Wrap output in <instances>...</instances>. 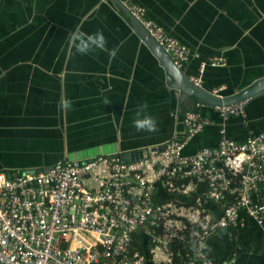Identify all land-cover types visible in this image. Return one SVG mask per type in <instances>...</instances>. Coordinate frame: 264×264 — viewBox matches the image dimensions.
Returning <instances> with one entry per match:
<instances>
[{
	"label": "crops",
	"instance_id": "obj_1",
	"mask_svg": "<svg viewBox=\"0 0 264 264\" xmlns=\"http://www.w3.org/2000/svg\"><path fill=\"white\" fill-rule=\"evenodd\" d=\"M120 2L144 6L149 18L198 52L182 69L189 78L200 75L206 89L231 95L264 77V0ZM77 27L102 30L116 56L68 47L67 35ZM214 57L224 63L211 64ZM62 98L71 100L69 109L59 107ZM194 99L211 123L188 140L185 154L216 145L223 127L237 141L264 129V92L247 101L243 115L227 119ZM144 102L158 121L153 132L132 124L137 104ZM185 103L159 56L112 0H0V170L40 171L64 156L140 158L184 136L183 114L190 105ZM154 194L157 200L173 197L160 184ZM206 207L220 213L214 201ZM208 246L217 263L264 264V226L246 218L239 228L218 230Z\"/></svg>",
	"mask_w": 264,
	"mask_h": 264
},
{
	"label": "built area",
	"instance_id": "obj_2",
	"mask_svg": "<svg viewBox=\"0 0 264 264\" xmlns=\"http://www.w3.org/2000/svg\"><path fill=\"white\" fill-rule=\"evenodd\" d=\"M123 5L177 67L199 55L144 6ZM190 80L201 85L198 74ZM249 99L215 109L223 119L243 115ZM209 123L186 110L184 136L140 158L64 156L40 171L0 170V264H231L215 262L208 240L246 218L264 226V129L237 141L223 127L216 145L185 154L188 140ZM158 184L173 197L157 200ZM208 201L219 204V214Z\"/></svg>",
	"mask_w": 264,
	"mask_h": 264
},
{
	"label": "water",
	"instance_id": "obj_3",
	"mask_svg": "<svg viewBox=\"0 0 264 264\" xmlns=\"http://www.w3.org/2000/svg\"><path fill=\"white\" fill-rule=\"evenodd\" d=\"M112 2L116 8L121 7L127 14H129V11L120 2V0H112ZM131 20L133 30L138 34L141 41L148 44L153 52H155L161 59V62L167 70L170 85L179 93L181 100H185L187 104L190 103V105L187 106L189 109L201 112V108L196 106L194 98L203 103L205 106L215 107L216 105L230 104L246 98H252L253 96L264 92V77L257 80L247 90L231 95H223L219 92L214 93L201 85H195L183 69L175 65L172 57L148 34L145 28L136 19L131 17ZM187 99L190 101L188 102ZM122 158L135 159L139 157H135L134 153H131L130 155L122 154Z\"/></svg>",
	"mask_w": 264,
	"mask_h": 264
},
{
	"label": "clouds",
	"instance_id": "obj_4",
	"mask_svg": "<svg viewBox=\"0 0 264 264\" xmlns=\"http://www.w3.org/2000/svg\"><path fill=\"white\" fill-rule=\"evenodd\" d=\"M66 44L68 47L75 49L77 53L85 54L96 50H107L109 57H115L117 48L107 47V38L102 30L95 32H86L77 27L75 31H70L66 38ZM107 104L109 101L104 100ZM71 100L68 98H62L60 100L59 107L62 110H67L71 107ZM132 124L137 131L153 132L158 127V121L155 115L149 109L147 102L137 104L134 112Z\"/></svg>",
	"mask_w": 264,
	"mask_h": 264
},
{
	"label": "trees",
	"instance_id": "obj_5",
	"mask_svg": "<svg viewBox=\"0 0 264 264\" xmlns=\"http://www.w3.org/2000/svg\"><path fill=\"white\" fill-rule=\"evenodd\" d=\"M204 188H205L204 185L201 184V186H200V190H199V191L202 192V190H204Z\"/></svg>",
	"mask_w": 264,
	"mask_h": 264
},
{
	"label": "rangeland",
	"instance_id": "obj_6",
	"mask_svg": "<svg viewBox=\"0 0 264 264\" xmlns=\"http://www.w3.org/2000/svg\"><path fill=\"white\" fill-rule=\"evenodd\" d=\"M160 199V197H158Z\"/></svg>",
	"mask_w": 264,
	"mask_h": 264
}]
</instances>
